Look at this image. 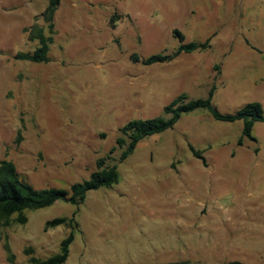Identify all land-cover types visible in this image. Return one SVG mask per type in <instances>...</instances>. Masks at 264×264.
I'll return each mask as SVG.
<instances>
[{"label":"rangeland","instance_id":"1","mask_svg":"<svg viewBox=\"0 0 264 264\" xmlns=\"http://www.w3.org/2000/svg\"><path fill=\"white\" fill-rule=\"evenodd\" d=\"M47 6L0 0V162L37 189L70 191L110 156L119 183L78 208L61 201L0 225V264L59 253L71 228L45 224L76 211L65 264H264V122L240 146L242 121L197 110L122 163L117 145L124 125L163 116L181 94L208 98L216 87L223 114L264 107V0H61L51 61L16 60L38 47L25 29ZM174 30L211 48L152 66L131 60L177 51Z\"/></svg>","mask_w":264,"mask_h":264},{"label":"trees","instance_id":"2","mask_svg":"<svg viewBox=\"0 0 264 264\" xmlns=\"http://www.w3.org/2000/svg\"><path fill=\"white\" fill-rule=\"evenodd\" d=\"M61 4V0H48L46 10L36 17V23L25 29L28 39L37 42L38 47L33 52H19L15 59L32 63H49L51 61L50 51L54 43L55 15ZM42 20L44 26L37 21ZM45 25L48 28L46 31ZM111 27H115L114 18L111 19ZM173 36L178 38L180 46L172 54H154L146 59H141L137 54L131 56L133 62H142L146 66L172 62L183 54H193L204 52L211 48V38L205 42H185L184 35L174 30ZM219 71L220 68L216 67ZM216 87H212L208 98L189 99L187 94L176 97L164 108V115L146 120H132L120 129L121 137L117 140L120 148L126 147L118 159V163L126 161L134 153L137 145L146 138L160 135L170 129L182 118L183 115L193 113L197 110L207 112L215 121L224 123L243 122L242 136L238 144L243 145L244 139L254 140L253 129L255 124L264 122V107L260 102L246 104L234 114H223L214 106L212 97ZM115 148L111 153L115 152ZM193 156L201 160L207 166L203 151L196 150L190 146ZM109 161H117L107 156L97 161V171L91 175L89 180L75 183L70 191L58 188L37 189L30 183L22 180L13 162L2 160L0 162V225L9 226L12 223L24 225L27 223L26 212L45 209L57 202H66L75 207H80L86 200L88 193L102 188H112L119 183L118 165ZM74 216L68 218H55L47 221L45 230L68 226L71 232L61 242L59 253L47 258H30L31 264H65L69 258L70 247L75 239V230L79 228V223Z\"/></svg>","mask_w":264,"mask_h":264}]
</instances>
